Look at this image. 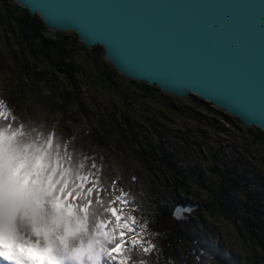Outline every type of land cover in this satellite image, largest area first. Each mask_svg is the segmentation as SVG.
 I'll return each mask as SVG.
<instances>
[{
    "label": "rangeland",
    "instance_id": "374dc122",
    "mask_svg": "<svg viewBox=\"0 0 264 264\" xmlns=\"http://www.w3.org/2000/svg\"><path fill=\"white\" fill-rule=\"evenodd\" d=\"M11 10V4H0V100L8 111L24 121L27 132L54 134L62 153L67 146L73 170L87 177L85 188L99 178L105 202V207L99 208V219L111 221L109 230L115 226L114 218L106 210L109 201H114L122 214L134 216L138 225L148 226L146 216L153 210L148 201L150 191L172 196L162 185L167 174L157 170L156 162L144 153L152 152L153 146L158 144V133L162 136L163 151L155 154L171 158L180 167L187 177L188 187L186 194L176 192V195L180 199L187 196L192 204L209 203L214 199L216 184L211 168L218 156L245 158L250 169L255 170L253 178L264 177V134L255 127L243 126L223 111L219 113L221 110L210 103L197 105L196 98H177L160 90L145 92L143 84H133L119 73L113 74L112 66L101 56L100 50L93 56L80 41L75 42L72 32L63 35L74 42L71 60L78 69L79 96L76 101L70 99L67 104L63 103L59 93L70 91V86L63 77L51 71L47 73L45 63L32 56L11 33L12 24L2 15ZM52 36V32L44 33L45 38ZM79 105L88 115H93L92 126L97 117L114 110H118V115L127 116L126 140L121 138L119 143L123 149L112 144L106 150L84 134L80 135L83 128L91 127L87 118L78 113ZM121 194L126 204L115 200ZM92 207L99 206L92 205L90 209ZM194 211L197 214H193ZM189 217L195 220V236L202 243L187 242L179 247L181 257L173 264H218L203 246L206 242L203 239L222 252L239 256L241 263L251 264L254 258L257 262L252 264H264L260 259L264 258L263 249L256 244L253 247L240 218H228L214 207L209 211L201 207L183 211L176 220ZM148 231L147 227L144 239L150 241ZM139 257L146 260L143 253Z\"/></svg>",
    "mask_w": 264,
    "mask_h": 264
},
{
    "label": "water",
    "instance_id": "95a60500",
    "mask_svg": "<svg viewBox=\"0 0 264 264\" xmlns=\"http://www.w3.org/2000/svg\"><path fill=\"white\" fill-rule=\"evenodd\" d=\"M12 1L47 30L100 46L124 79L210 103L264 133V0Z\"/></svg>",
    "mask_w": 264,
    "mask_h": 264
},
{
    "label": "snow or ice",
    "instance_id": "6c2138e0",
    "mask_svg": "<svg viewBox=\"0 0 264 264\" xmlns=\"http://www.w3.org/2000/svg\"><path fill=\"white\" fill-rule=\"evenodd\" d=\"M9 117L12 122L0 124V262L149 264L131 255L154 251L144 239L147 226L109 201L106 210L115 220L109 230L111 221L99 219L105 207L99 178L85 188L87 177L73 170L67 146L62 153L54 134L26 132L0 100V120ZM115 200L127 203L123 194Z\"/></svg>",
    "mask_w": 264,
    "mask_h": 264
},
{
    "label": "trees",
    "instance_id": "16d2710c",
    "mask_svg": "<svg viewBox=\"0 0 264 264\" xmlns=\"http://www.w3.org/2000/svg\"><path fill=\"white\" fill-rule=\"evenodd\" d=\"M11 4L12 10L2 14L4 20L8 24H12L11 33L15 34L19 41L30 50L31 55L41 59L47 66V73L56 74L63 77L70 86V91H60L59 97L62 102L67 104L70 99L78 100L79 87L76 82L77 67L71 60L74 42L60 32H52L45 28L42 20L37 16H31L27 9L19 7L12 0H0V4ZM46 31L52 32V38L44 37ZM75 42H79L76 35L72 32ZM82 47L96 55L97 50H100L103 56V49L100 46L93 49H87L82 43ZM113 69V67H112ZM113 74H117L113 69ZM133 84H137L131 81ZM145 92L149 93L157 88L142 85ZM197 105H207L202 100L196 99ZM78 113L87 118L90 129L83 128L80 135L84 134L88 139L93 140L102 148L108 150L114 144L117 148L123 149L120 139H125L127 136V128L129 126L128 117L124 114L118 115V110H114L111 114L105 113L95 120V126H92L91 117L83 109L78 106ZM219 113H223L219 111ZM13 115V114H12ZM15 116V115H13ZM15 124H24V121L16 117ZM239 121V119L235 118ZM11 118L0 120V124L10 123ZM241 123V122H240ZM242 124V123H241ZM256 130L261 132L258 128ZM26 131V130H25ZM27 132V131H26ZM159 142L153 146L152 152H144L156 162V169L161 173L167 174V179H164L162 185L171 192L170 197H165L161 193L155 192L151 194L148 201L153 210L147 213L148 235L150 241L155 245L154 251L150 256H146L149 264H173L175 260L180 259L179 247L187 242L201 244L198 237L195 236L197 224L192 218L187 220L177 221L172 211L178 204L184 205L190 202L186 197L178 198L176 192H186L188 187L187 177L181 172L171 158L164 155L156 156L155 152L161 149L163 143L162 136L158 133ZM128 138V137H127ZM136 138V137H135ZM163 151V150H162ZM231 155V154H230ZM211 171L215 177L216 191L214 199L209 203L197 204V208L211 210L217 208L221 214L228 218H240L243 223L245 234L264 252V177L253 178L254 169H250L245 158L232 156H218L216 162L212 164ZM186 194V193H184ZM177 196V197H176ZM193 214H197L195 211ZM203 246L210 253L212 258L218 264H245L241 263L239 256L232 252H222L218 246L213 245L208 240L203 239ZM140 252V251H139ZM138 249L134 250L131 255L134 261H139L141 258ZM254 257H257L254 255ZM258 258V257H257ZM256 259V258H255ZM259 259V258H258ZM264 263V258H260ZM252 262H257L254 258ZM193 264V263H192ZM248 264V263H247Z\"/></svg>",
    "mask_w": 264,
    "mask_h": 264
},
{
    "label": "bare ground",
    "instance_id": "6f19581e",
    "mask_svg": "<svg viewBox=\"0 0 264 264\" xmlns=\"http://www.w3.org/2000/svg\"><path fill=\"white\" fill-rule=\"evenodd\" d=\"M0 264H2V262H0Z\"/></svg>",
    "mask_w": 264,
    "mask_h": 264
}]
</instances>
